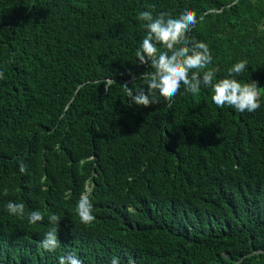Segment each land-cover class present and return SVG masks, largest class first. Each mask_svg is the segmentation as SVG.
I'll use <instances>...</instances> for the list:
<instances>
[{
	"label": "trees",
	"instance_id": "16d2710c",
	"mask_svg": "<svg viewBox=\"0 0 264 264\" xmlns=\"http://www.w3.org/2000/svg\"><path fill=\"white\" fill-rule=\"evenodd\" d=\"M184 10L214 82L247 61L235 78L257 82L258 110L219 108L203 86L131 104L121 85L146 87L129 75L147 70L139 13ZM0 71V264L73 250L83 264H264V0H0ZM85 192L89 224L76 213ZM50 214L54 252L39 247Z\"/></svg>",
	"mask_w": 264,
	"mask_h": 264
},
{
	"label": "clouds",
	"instance_id": "9594fccd",
	"mask_svg": "<svg viewBox=\"0 0 264 264\" xmlns=\"http://www.w3.org/2000/svg\"><path fill=\"white\" fill-rule=\"evenodd\" d=\"M142 22L141 27L146 30V35L136 50L139 65L146 66V71L139 77L129 73L131 79L144 81L146 87L133 89L128 83L121 85L131 104L147 108L158 104L157 96L171 103L179 94L181 86L185 92L196 94L201 87L212 90V101L219 107L228 106L238 112H255L261 107L260 88L257 82H240L235 77L243 73L247 66L246 60L236 62L228 69V76L214 82V72L207 69L212 61L208 45L204 42L189 38L188 33L196 24L195 14L189 10L182 11L177 17H170L161 12L156 16L149 11H142L138 15ZM160 45L164 50L158 48ZM4 73L0 71V78ZM20 173L26 172V165L21 160ZM6 196L8 190L5 188ZM8 213L23 218L25 205L14 201L6 204ZM76 213L83 224L95 220L93 204L87 192L82 193L77 205ZM30 224L44 220L40 211H32L27 217ZM50 225L44 238L39 242V247L47 252H54L60 247L58 239V225L60 217L50 214ZM58 264H83L76 251L68 252L58 258ZM110 264H120L117 257H113ZM131 264V262H130Z\"/></svg>",
	"mask_w": 264,
	"mask_h": 264
}]
</instances>
